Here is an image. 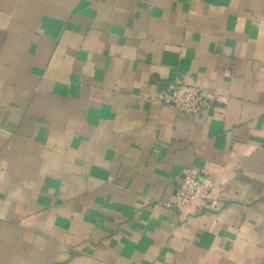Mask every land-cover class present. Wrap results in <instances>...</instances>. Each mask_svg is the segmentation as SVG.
I'll return each instance as SVG.
<instances>
[{
	"label": "crops",
	"instance_id": "0c3cea01",
	"mask_svg": "<svg viewBox=\"0 0 264 264\" xmlns=\"http://www.w3.org/2000/svg\"><path fill=\"white\" fill-rule=\"evenodd\" d=\"M0 264H264V0H0Z\"/></svg>",
	"mask_w": 264,
	"mask_h": 264
},
{
	"label": "built area",
	"instance_id": "2783aa9c",
	"mask_svg": "<svg viewBox=\"0 0 264 264\" xmlns=\"http://www.w3.org/2000/svg\"><path fill=\"white\" fill-rule=\"evenodd\" d=\"M158 97L166 105L187 114H200L209 107V100L196 84L177 83ZM221 189L210 180L200 177L193 169H188L179 181L170 205L178 211L195 210L203 213L215 209L221 203Z\"/></svg>",
	"mask_w": 264,
	"mask_h": 264
}]
</instances>
